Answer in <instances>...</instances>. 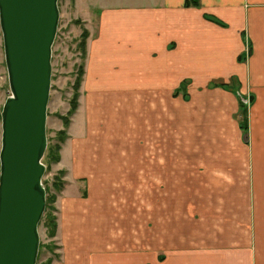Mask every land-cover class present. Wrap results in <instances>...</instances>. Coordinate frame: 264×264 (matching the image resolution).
<instances>
[{"label":"crops","instance_id":"0c3cea01","mask_svg":"<svg viewBox=\"0 0 264 264\" xmlns=\"http://www.w3.org/2000/svg\"><path fill=\"white\" fill-rule=\"evenodd\" d=\"M73 5L89 38L53 264H264V0ZM214 207L243 238L188 239Z\"/></svg>","mask_w":264,"mask_h":264},{"label":"water","instance_id":"95a60500","mask_svg":"<svg viewBox=\"0 0 264 264\" xmlns=\"http://www.w3.org/2000/svg\"><path fill=\"white\" fill-rule=\"evenodd\" d=\"M59 0H0L12 96L2 113L0 264H37L46 210L42 160Z\"/></svg>","mask_w":264,"mask_h":264},{"label":"rangeland","instance_id":"374dc122","mask_svg":"<svg viewBox=\"0 0 264 264\" xmlns=\"http://www.w3.org/2000/svg\"><path fill=\"white\" fill-rule=\"evenodd\" d=\"M60 11V20L56 39L52 49V82H51V94L48 105L47 113V140L49 148H53L57 143V130L62 129V116L67 113L70 106V101L74 95V84L77 76L79 75V69L84 60L82 59V51L79 47V35L84 31L85 27L82 23H75V12L73 0H59L58 3ZM12 96V91L9 82V74L5 56V46L3 32L0 23V154L2 151V138H3V119L2 113L6 101ZM243 118V112L240 114ZM47 146V148H48ZM45 152L42 160L43 165L46 166V173L43 178V185L46 181H52L58 172L55 170V164L52 165L51 171H48V165L46 161ZM1 167V164H0ZM45 187V186H44ZM59 198V195H58ZM57 198V200H58ZM56 207V206H55ZM253 207V205H252ZM215 208V207H214ZM219 211L217 214H205L206 216H200L197 221L201 222L200 218H206V222L209 223L212 229L207 231L201 230H189L187 231L188 239L194 240L201 235L208 236L207 238H213L219 244L223 240L229 238H243V230L241 229L243 217L241 212L228 218L225 208L222 212L221 208H215ZM51 216L56 217L58 214L55 211H51ZM253 218L254 215L252 214ZM197 222V223H198ZM240 222V227L235 230L228 231L225 229V225L228 223ZM253 222V220H252ZM224 228V230L221 229ZM253 231L251 238H254ZM257 236L258 232L255 231ZM40 235V259L38 262L45 263L49 259L54 261L58 260L56 256H59V249L56 242L49 237L48 229L45 228L44 222L41 221L39 225ZM203 235V236H204ZM258 237V236H257Z\"/></svg>","mask_w":264,"mask_h":264},{"label":"trees","instance_id":"16d2710c","mask_svg":"<svg viewBox=\"0 0 264 264\" xmlns=\"http://www.w3.org/2000/svg\"><path fill=\"white\" fill-rule=\"evenodd\" d=\"M187 4L189 6L191 5L198 6L197 2L188 1ZM75 23L80 24L82 22L80 20H75ZM79 38H80L79 47L82 51V59L85 61V58L87 55V40L89 38L88 30L84 29V31L79 36ZM83 76H84V64L80 66L79 75L77 76L75 84H74V95L70 101V109L67 112V114L63 115L61 118L63 125H64V129L57 131L58 141L55 144V146L53 148H49L48 146L47 148V154H46L45 159L47 161L48 171H51V167L53 164H57L60 162V159H61L60 151L62 149V145L66 142V140L69 137L67 133V129L69 128L71 120L73 116L76 114L78 107H79L80 88H81ZM222 87L228 88L230 90L232 89V87H227V86H222ZM245 107L246 106L242 104V111H243L244 117L242 118L240 116V125L244 131H246L248 128V118H247V112L245 110ZM65 177H66V172L59 171L52 181L50 180V181L44 182L47 199H46V210H45V213L41 221L44 222L45 228L48 229V235L52 239L56 237L58 224H57V216L52 218L50 212L55 211L57 213L55 203L57 201L58 195H60L65 188V185H66ZM86 195L87 193L84 194V196ZM39 257L40 255L38 256V261L40 259ZM56 258L59 259L60 256H56ZM53 261H54L53 259H49L48 262H45V263L38 262L37 264H53Z\"/></svg>","mask_w":264,"mask_h":264}]
</instances>
